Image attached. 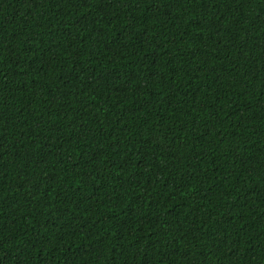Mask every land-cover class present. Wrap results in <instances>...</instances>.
Here are the masks:
<instances>
[{
  "label": "trees",
  "instance_id": "obj_1",
  "mask_svg": "<svg viewBox=\"0 0 264 264\" xmlns=\"http://www.w3.org/2000/svg\"><path fill=\"white\" fill-rule=\"evenodd\" d=\"M0 264H264V0H0Z\"/></svg>",
  "mask_w": 264,
  "mask_h": 264
}]
</instances>
